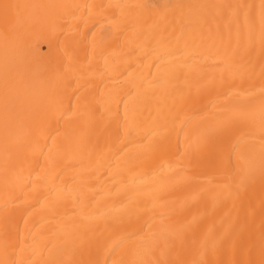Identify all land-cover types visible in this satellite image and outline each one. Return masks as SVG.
<instances>
[{"label":"bare ground","instance_id":"1","mask_svg":"<svg viewBox=\"0 0 264 264\" xmlns=\"http://www.w3.org/2000/svg\"><path fill=\"white\" fill-rule=\"evenodd\" d=\"M0 264H264V0H0Z\"/></svg>","mask_w":264,"mask_h":264}]
</instances>
